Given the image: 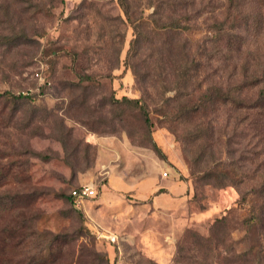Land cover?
<instances>
[{
    "label": "rangeland",
    "instance_id": "obj_1",
    "mask_svg": "<svg viewBox=\"0 0 264 264\" xmlns=\"http://www.w3.org/2000/svg\"><path fill=\"white\" fill-rule=\"evenodd\" d=\"M82 1L0 0V94L6 95L0 98V264H174L189 231L208 238L214 222L229 211L233 224L258 212L264 202V117L226 102L203 118L172 122L176 118L168 112L175 113L176 106L167 99L177 93L162 96L145 84L139 87L125 64L134 29L118 0H89L85 9ZM184 1L189 28L173 42L182 44L202 71L191 91L182 93L184 100L204 80L233 87L244 74H264V0H238L241 25L232 43L212 28L226 0ZM130 2L134 20L143 16L145 32L158 42L153 17L159 1ZM163 7L166 21L170 9ZM156 51L148 42L140 58L150 60ZM85 73L97 75L89 84L96 101L112 95L145 98L159 154L139 146L138 116H128V131L118 122L91 124L103 133L84 126L90 113L76 110L67 86ZM258 92L253 89L249 97ZM20 97L25 99L19 102ZM100 148L106 152L97 167ZM113 148L119 152L111 153L116 165L108 156ZM113 170L131 181L152 178L161 184L147 200L138 198L136 187L124 194V205L133 206L131 221L117 223L100 204ZM224 182L229 186H217ZM86 184L96 189L87 209L63 198ZM153 200L155 206L148 207ZM95 219L126 231L115 232L117 243L108 242L97 236ZM243 239V230L227 236L229 251L214 254L213 264L251 247ZM188 246L182 252L187 256ZM186 259L182 264L207 263L198 254Z\"/></svg>",
    "mask_w": 264,
    "mask_h": 264
},
{
    "label": "trees",
    "instance_id": "obj_2",
    "mask_svg": "<svg viewBox=\"0 0 264 264\" xmlns=\"http://www.w3.org/2000/svg\"><path fill=\"white\" fill-rule=\"evenodd\" d=\"M88 1H82V9H85V5H88ZM156 1H159V5L155 7L156 11L154 13L153 23L159 30L156 33L158 42H152L150 33L147 34L144 30V26L147 25L144 17L142 16L139 21H135L130 11V0H118L128 22L134 29V39L130 42L125 64L133 70L136 77V84L141 88L145 84L159 92L162 96L166 92L177 93L175 97L167 99L176 106L175 113L168 112L173 118H176L172 122L179 121L182 123L188 119L203 118V116H208L212 106L226 102L234 105L237 110H245L248 112L256 111L253 113V116L262 120L261 117H264V79L261 76H264V74H255L251 77L248 74H244V79L233 87H224L215 83L211 84L204 80L196 88L192 87L191 93H185V96L189 99H183L182 93L191 91L189 89L193 86V82L197 80L202 72L201 64L193 58L189 51L182 44L173 42L174 38L180 37L189 28V25L185 23V20L188 19V3L184 0H167V3L161 2L160 0ZM226 1L225 7L220 11L221 17L214 18L212 28L220 40L226 39L232 43L235 39L233 32L241 25V18L238 12L239 1ZM164 4L170 9L168 15L165 17L166 21L162 19L165 15L163 9ZM91 5L93 4L91 3ZM162 35H166L168 40H163ZM160 40L162 41L161 43H159ZM148 42L150 45L157 47L156 54L158 55L152 54L149 55L150 60H143L140 58V52ZM122 51L123 48L120 47V51L116 53L115 61L117 66L114 69H117L120 65ZM96 76L93 73L81 74L78 76V82L68 83L67 86L69 93L73 97V103L77 107L76 110H86L90 113V116H88L89 119L84 126H89V130L92 132L103 133L106 131H100V129L92 127L91 124H99L107 127L111 123L118 122V124H121L128 131L126 124L128 122V116H138V120L142 123L141 131L138 135L140 140L139 146L151 148L159 154L160 150L152 137L153 122L145 98L131 99L123 97L117 99L116 96L112 95L110 97H104L100 102L96 101L97 95L94 91L95 88L89 86L90 83L96 80ZM255 88H260V92L255 95L254 99H251L249 94ZM147 90L145 89V91ZM5 96V94H0V98ZM23 99L25 98L20 97L17 100L22 102ZM95 103L100 104V111L98 110L99 108L91 105ZM33 112L36 113V110ZM128 133L129 137L134 140L133 135L130 132ZM217 186L226 187L229 185L224 182ZM23 198L24 196L21 197V199ZM63 198L68 200L72 205H75L72 192L68 197L64 195ZM242 201L244 202V198ZM79 216L81 224H83V215L79 214ZM231 216V211H229L226 215L217 219L210 228V236L208 238L200 236L197 232H187L185 246L179 248V257L178 254L177 257L175 256L174 264L184 263L186 257L187 259H194L196 254L205 257L204 260L207 263L203 264H213L214 254L218 256L224 249L229 251L225 245L226 237L231 236V233L238 230H243L247 237V240L243 239L242 243L248 244L247 241H249L252 244L251 247L247 246L244 252L236 255L233 254V257L230 259L223 257L216 264H264V246L262 243L264 241V202L260 205L258 212L251 217L242 218L233 224ZM186 245H189L188 252L190 254L188 256L182 253L186 251Z\"/></svg>",
    "mask_w": 264,
    "mask_h": 264
},
{
    "label": "crops",
    "instance_id": "obj_3",
    "mask_svg": "<svg viewBox=\"0 0 264 264\" xmlns=\"http://www.w3.org/2000/svg\"><path fill=\"white\" fill-rule=\"evenodd\" d=\"M114 146L115 148H118V145H115V143H114ZM105 152L106 151L104 149H101V148L99 149L97 167L98 165L100 166L102 165V157L105 155ZM111 153H115L117 154V156H119V152L113 148V152L108 153V156L110 157L109 158L110 163L116 165V161L118 160V158L115 157ZM113 167L115 169V166H110V168H113ZM116 171L117 172L113 170L109 173V179H108V184L106 186V191L104 192L100 200V204H102L103 209H107L109 212V215L114 216V218L117 220V223H119V220L129 218L133 215L132 213L133 206H131L130 204H128V207L124 205L126 204V201H124L123 196L126 192L130 191L132 187H136L135 190H136V195L138 196V198H143L144 200H147L150 196V193L155 191L157 187L160 186L161 184H159L156 179L152 180V178H147V179L139 178L138 180L131 181L128 179L127 175H125L123 172H120L118 170ZM115 182L118 183L117 185L120 184L119 188H117V186L113 184ZM147 182H154V183L153 185H149L148 188H142V185L147 184ZM162 190H159L158 192L160 194H163ZM87 201L88 199L83 202L82 208L87 209V206H86ZM120 204H122L121 205L122 207L118 206ZM152 205L155 206L154 200L152 201L151 204H147L148 207ZM94 221H95V226H96V229L98 230V233L102 235V237L100 238L104 240H107V239L103 237H107V236H116L119 239V236L116 233L121 234V232L126 231L125 227H120L117 225L115 226H117L118 228H114V231H113L112 229L115 226L112 225L111 227V225H109L108 222L103 223L101 221H98L97 219H95ZM104 227H107L108 229L105 228L104 230ZM100 230L101 232H99ZM107 241L109 242V240Z\"/></svg>",
    "mask_w": 264,
    "mask_h": 264
},
{
    "label": "built area",
    "instance_id": "obj_4",
    "mask_svg": "<svg viewBox=\"0 0 264 264\" xmlns=\"http://www.w3.org/2000/svg\"><path fill=\"white\" fill-rule=\"evenodd\" d=\"M164 176H167V174L165 173ZM72 196L74 198L75 206L80 208L85 200L96 196V189L93 185L86 184V185H83L82 187H80L78 189H74L72 191ZM99 237H102V235L100 234ZM103 238H106L107 240H109L112 243H116L119 240L116 236H107V237H103Z\"/></svg>",
    "mask_w": 264,
    "mask_h": 264
},
{
    "label": "water",
    "instance_id": "obj_5",
    "mask_svg": "<svg viewBox=\"0 0 264 264\" xmlns=\"http://www.w3.org/2000/svg\"><path fill=\"white\" fill-rule=\"evenodd\" d=\"M100 234L99 233H97V236H99Z\"/></svg>",
    "mask_w": 264,
    "mask_h": 264
}]
</instances>
